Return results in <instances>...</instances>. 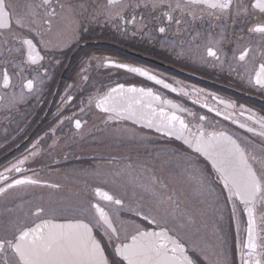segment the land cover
<instances>
[{
  "label": "snow or ice",
  "instance_id": "6c2138e0",
  "mask_svg": "<svg viewBox=\"0 0 264 264\" xmlns=\"http://www.w3.org/2000/svg\"><path fill=\"white\" fill-rule=\"evenodd\" d=\"M100 22L122 36H140L158 41L161 47L179 49V56L185 55L186 47H203L201 62L211 58L210 67L227 69L264 92V0H0V103L6 101L10 110L41 92L50 79V61L57 50L86 41L87 25ZM94 61L191 95L185 87H174L148 69L96 56L82 62L81 81L89 80ZM257 61L258 70L249 72L247 66ZM192 91L198 96L204 93L194 86ZM207 95L225 108L222 112L206 102L204 108L238 124L259 143L223 128L209 130L208 116L164 99L150 87L116 83L80 99L78 113L59 119V125L72 123L75 135L82 137L88 124L82 115L98 109L105 125L132 121L182 141L197 154L179 155L192 184L191 200L182 207L185 202L172 184L154 174L147 182L130 178V191L120 195L96 187L92 189L96 200L84 198L59 206L51 194L47 199L38 197L25 202L30 205L27 209L24 204L8 209L15 218L0 225V264H264V115L244 105L237 109L234 102L214 93ZM74 99L67 91L62 97L65 104ZM245 113L246 119L240 120ZM56 131L51 129L53 136ZM56 143L54 139L53 146ZM36 155L37 151L30 153ZM199 157L210 163L214 177L199 167ZM28 159L24 156L5 171L26 172L23 165ZM0 180L8 181V177L0 173ZM41 187L58 191L62 186L36 173L22 175L0 186V197L10 190ZM221 199L230 206V218L235 221L238 258L223 246L219 229H213L215 244L198 237V219L202 221L209 208L218 211Z\"/></svg>",
  "mask_w": 264,
  "mask_h": 264
},
{
  "label": "flooded vegetation",
  "instance_id": "af4514ba",
  "mask_svg": "<svg viewBox=\"0 0 264 264\" xmlns=\"http://www.w3.org/2000/svg\"><path fill=\"white\" fill-rule=\"evenodd\" d=\"M88 2L93 3L97 0ZM87 26L89 32L84 33L86 41L82 40L78 45L57 50L54 59L50 61V79L46 80L41 92L10 110L6 106V101L0 103V173L8 177V181L0 180V186L22 175L32 176L34 173L42 180L59 183L62 186L58 191L42 187L10 190L9 194L0 197V225L10 218H15V214L8 212V209H15L20 204H24L27 209L30 205L25 202H35L38 197L43 196L47 199L51 194L59 206L84 198L96 200L97 198L92 195V189L96 187L120 195L126 190L130 191L131 186L128 183L130 178L139 177L140 182H147L153 174L162 177L165 183L172 184L180 194L181 201L185 202L182 203V207L190 202L191 182L184 178L185 176L172 174L173 171L183 170L179 160L181 153H188L193 157L197 155L182 141L163 136L155 129L134 124L132 121L109 122L105 125L98 109L82 115V119L88 121L82 137L74 134L75 129L69 121L59 125V119L63 116L79 112L80 99L86 98L97 89L104 90L108 86H115L116 83L150 87L162 98L172 100L199 115L208 116L209 123L205 126L209 130L213 127L223 128L230 134L247 136L259 143L258 138L240 129L238 124L225 120L223 115L217 116L215 112L203 107L206 102L211 107L224 111L225 105L218 104L212 96L207 95L214 93L225 101L234 102L237 109L244 105L245 108H251L254 112L264 115V92L249 87L246 81L238 79L235 74H229L227 69L221 71L219 68L210 67L211 58H208L207 63L201 62L203 47L191 50L186 47L185 55L179 56L177 54L179 49L161 47L158 41H149L140 36H122L110 24L104 22ZM92 56L110 58L119 63L148 69L174 87H185L191 95L184 96L179 92H172L126 69L98 66L95 61L88 70L89 80L83 82L80 79L82 62ZM55 59H59L60 63H55ZM9 70L11 71V68ZM247 70L249 72L258 70V61L249 64ZM193 86L196 89H203L204 93L198 96L192 91ZM66 91L76 98L67 104L62 100ZM197 99L200 103L193 102ZM178 114L184 115L189 121L192 120L186 113ZM246 117L247 113L239 119L243 121ZM54 127L57 131L53 136L51 129ZM141 136L147 139L140 140ZM54 139L57 143L53 146ZM34 144L37 145L36 148H33ZM33 151H37L38 155L30 156ZM24 156H29L23 165L26 172L5 171V168L11 167V164ZM196 162L207 175L215 176L210 163L203 157H199ZM129 165L132 166L130 169ZM117 173L122 174L116 175ZM173 180L175 183H172ZM215 186L219 191V181L215 182ZM101 203L103 204L102 201ZM220 203L230 236L229 249L233 250L238 258V251L235 249L237 243L235 221L230 218V206L224 205L223 199ZM198 225L201 229L198 237H203L212 245L209 225L199 219ZM192 255L197 258L195 254Z\"/></svg>",
  "mask_w": 264,
  "mask_h": 264
},
{
  "label": "rangeland",
  "instance_id": "374dc122",
  "mask_svg": "<svg viewBox=\"0 0 264 264\" xmlns=\"http://www.w3.org/2000/svg\"><path fill=\"white\" fill-rule=\"evenodd\" d=\"M142 153L144 154V156H146V154L144 152H142ZM172 174L174 176H185L184 178H187L186 175L183 173V170H181V169L173 171ZM220 205H221V203H220ZM221 216L223 217V219L220 218ZM204 219L205 220H202V221H205V223H207L209 225V237L211 239V243L212 244L217 243L216 236H215V233L213 231L214 228H217V229H219L220 235H222V237H223V246L225 248L229 249L230 236H229V233L227 232V229H226L225 215L223 213L222 206L216 212H214L211 208H209L207 211V215L205 216Z\"/></svg>",
  "mask_w": 264,
  "mask_h": 264
}]
</instances>
